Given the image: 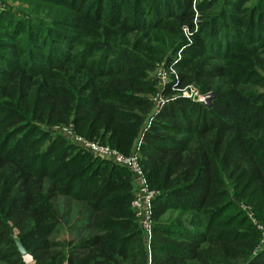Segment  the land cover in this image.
I'll use <instances>...</instances> for the list:
<instances>
[{
    "label": "trees",
    "instance_id": "trees-1",
    "mask_svg": "<svg viewBox=\"0 0 264 264\" xmlns=\"http://www.w3.org/2000/svg\"><path fill=\"white\" fill-rule=\"evenodd\" d=\"M35 1L50 5L39 4L51 22L42 13L27 20L0 12V264H27L14 229L35 264H264V249L253 253L260 231L241 208L252 206L264 223V0H227L224 10L213 5L225 0L195 5V45L177 66V85L163 90L173 98L159 109L148 73L155 61L150 31L192 27L193 0H109L108 12L105 0ZM187 85L211 92L212 100L183 96L177 89ZM151 113L140 162L160 192L147 250L132 184L118 180L126 169L92 165L88 151L77 154L78 145L59 135L42 149L28 142L47 159L36 166L18 143L25 129L41 130L36 123L72 121L90 123L81 131L92 138L102 125L117 146L132 142ZM64 187L88 202L93 222L61 241L53 238L61 227L55 192ZM174 210L191 217L172 221Z\"/></svg>",
    "mask_w": 264,
    "mask_h": 264
},
{
    "label": "rangeland",
    "instance_id": "rangeland-1",
    "mask_svg": "<svg viewBox=\"0 0 264 264\" xmlns=\"http://www.w3.org/2000/svg\"><path fill=\"white\" fill-rule=\"evenodd\" d=\"M205 1V0H193V6L195 7V19L193 26L189 25H184L179 33L177 32H166V30L162 29H155L151 28L150 35L149 37L152 40H148L149 44L153 47V53L151 54L152 56H155V61L153 63V66L151 69L148 70L149 76L151 80L154 82L156 88H157V94L153 96V103L155 106V109H157V106H163L166 102H162L164 98V92L163 90L169 85L172 84L173 86L177 85V82L179 81V69L177 68L178 64L182 60L184 53L189 52L191 50V46L195 45V34L198 33L200 29V11L196 7L200 2ZM212 1V0H211ZM253 1V0H252ZM256 1V0H255ZM225 1H219L213 7L217 8L219 10L220 5L222 6L221 10L225 9L226 6ZM117 3H119V0H117ZM43 8H50V5H46L44 3H38L35 0H0V12L3 10H12V12L17 16L18 19H31L34 17H40L42 13V7ZM149 4V5H148ZM147 5H142L144 8L148 9L149 7L151 8L152 1L149 2ZM249 4H253L251 1L246 3V6H249ZM105 7V12H108V6H109V0H105L104 4ZM151 5V6H150ZM196 5V6H195ZM128 7L131 6V4L127 5ZM56 8V7H53ZM112 8V7H111ZM3 11V12H4ZM219 13V12H218ZM40 15V16H39ZM42 18L44 21H49L51 22V15H47V11L45 13H42ZM3 27L8 30V27L6 24H2ZM4 30V29H2ZM37 35L39 34L38 31L35 32ZM2 35V34H1ZM56 37H54V40L50 42V45L53 46L56 44ZM47 44V38L44 39V44L45 46ZM82 45V41L79 42L76 47H70L68 50H74L79 49L80 46ZM10 50L11 47L9 46ZM74 48V49H72ZM0 51H3V48H0ZM26 56V53L20 52L18 53V60L22 62V64L26 65V62L24 63L22 60H24ZM0 58V62H1ZM1 66V64H0ZM173 90L176 89V87H172ZM178 91L184 92V90H188L190 92H193L195 96L199 97L204 94L200 93L199 90L194 86V85H187L184 86L183 88H178ZM210 94H212L210 92ZM173 96V95H172ZM171 96V97H172ZM168 98L167 96H165ZM213 97V94H212ZM161 106V107H162ZM160 107V108H161ZM154 114V113H153ZM152 113L145 117L143 122L141 123L138 132L136 136L132 139V142H119L117 146H115V142L118 141V138L109 141V137L111 134V131H105L102 128V125H100V132L99 134H96L93 138L90 135H85V133L81 130H87L86 125L85 128H79L77 124L73 123L70 121V123H36L41 130L36 131L35 129H32V132L29 130H24V136L20 135V142L18 143L20 149H27L29 151V154H32L35 161H36V166L42 164L43 166H46L47 159H43L39 155H35L34 148H29L31 146V143L28 144V142L33 141L34 144H39L41 149L47 144L48 141H50V138H54L56 136H64L67 140L70 142L73 141L78 145L77 149V154L78 152H83V150L88 151L89 154L94 159V162L92 165H96V163H103L106 164L108 168L113 167L114 165H117L121 167L122 165L114 162L113 160L110 159H105L101 158L99 156L94 155L92 152L89 150L83 148L81 145H79L75 140L77 137H81L85 141L88 142H96L100 144L101 146H106L109 147L113 150H116L120 152L121 154H124L126 156L130 155H136L138 158V162L140 163V157H141V150H137L139 145H141V139L143 137L144 132L149 128L151 125V121L154 118V115ZM48 135V136H47ZM102 135L105 137V141H102L100 138ZM26 136V137H25ZM31 137V138H30ZM92 138V139H91ZM14 143V141L11 142V144ZM83 149V150H82ZM84 151V152H85ZM104 161L106 163H104ZM56 165L51 166V169L54 170ZM121 168L126 169L127 175L122 174V176L118 180H122L125 182H131L132 184V190L134 192V197L136 196V193L138 191V184L137 182H140V179L128 168L122 166ZM146 175V174H145ZM95 180V179H94ZM49 182L53 183L55 182L52 177H49L48 179ZM87 182V181H86ZM57 184H62L61 182H56ZM93 181H90L87 186H91ZM61 186V185H57ZM159 184L151 187L149 186L152 190L155 191V197L160 192ZM56 197H55V205L56 208L58 209L59 217L61 219V227L56 230V232L53 235V238H56L58 240L64 241V240H72L75 239L78 235L84 234L86 231H84V228L90 227L93 222V209L91 206L88 204V202L84 198H78L73 196L66 187L63 188V191L60 192H55ZM134 197L131 201V207L133 209V200ZM241 208L244 210L246 213L247 217L257 226V229L260 231V236L257 245L255 246L253 253H259V250L264 249V223L260 222L257 220L256 214L252 209V206L246 204V203H241ZM134 210V209H133ZM242 211H239V214ZM136 217V215L134 216ZM169 217L171 219H174L172 221L178 220V218L183 219V220H188L191 217V214L188 213L187 215H180L179 217V212L177 210L172 211V213L169 214ZM243 220L242 226L243 228H246V219ZM242 216H240L239 219H241ZM136 221H138V224L142 230V236L144 239V244H146L147 250H150V245H149V237L148 234L145 232V230L142 228L138 218L136 217ZM13 234L17 235V231L14 229L12 230ZM153 232V230H152ZM151 241V240H150ZM148 262L151 259L150 252L148 251ZM139 259V258H137ZM27 264H35V261L33 260L32 256L27 257V259H24ZM129 262L131 260H128ZM128 264V263H124Z\"/></svg>",
    "mask_w": 264,
    "mask_h": 264
},
{
    "label": "built area",
    "instance_id": "built-area-1",
    "mask_svg": "<svg viewBox=\"0 0 264 264\" xmlns=\"http://www.w3.org/2000/svg\"><path fill=\"white\" fill-rule=\"evenodd\" d=\"M181 94L183 96L190 97L192 99L198 100L203 103H209L212 100V94H210V92L204 93V95L199 96V97L195 96L193 92H190L188 90H184V92L182 91ZM169 98H166L164 96L162 102L169 101ZM161 106L160 105L157 106V109H159ZM75 139H76L75 141L79 145L89 150L94 155L99 156L101 158L113 160L114 162L128 168L140 179V182H137L138 191L136 193V196L134 197L132 205H133V209L136 213L137 218L139 219V222L142 228L148 234L149 245H150L151 243L150 240H152V237H153L152 214H153V202H154V197H155V191L149 187L150 186L149 181L142 168L141 162L140 163L138 162L137 156L136 155L126 156L109 147L101 146L100 144L96 142L85 141L81 137H77ZM139 149H140V145L137 150L139 151Z\"/></svg>",
    "mask_w": 264,
    "mask_h": 264
},
{
    "label": "water",
    "instance_id": "water-1",
    "mask_svg": "<svg viewBox=\"0 0 264 264\" xmlns=\"http://www.w3.org/2000/svg\"><path fill=\"white\" fill-rule=\"evenodd\" d=\"M14 240H15V243L18 247L19 252L24 257V259L25 258L27 259V257H30L31 255H30L28 249L26 248V246L23 244L21 238L18 235H15Z\"/></svg>",
    "mask_w": 264,
    "mask_h": 264
}]
</instances>
